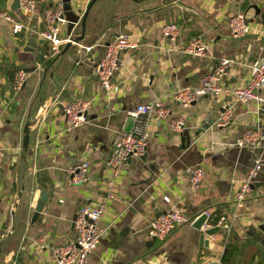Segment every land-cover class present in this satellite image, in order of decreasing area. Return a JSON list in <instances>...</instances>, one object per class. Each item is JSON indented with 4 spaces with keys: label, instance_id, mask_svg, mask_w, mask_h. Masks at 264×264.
Here are the masks:
<instances>
[{
    "label": "crops",
    "instance_id": "0c3cea01",
    "mask_svg": "<svg viewBox=\"0 0 264 264\" xmlns=\"http://www.w3.org/2000/svg\"><path fill=\"white\" fill-rule=\"evenodd\" d=\"M14 2L0 0V11L15 13L29 31L16 37L0 22V149L6 151L0 163V264H56L55 251L75 237L80 209L102 198L112 145L133 128L127 112L167 100L183 86H200L221 60L235 62L226 85L246 84L248 65L264 59V41L260 33L232 38L229 20L246 14L251 25L264 30V0H98L83 41L63 54L68 42L57 56L38 33L45 10H63V0H38L31 15L13 12ZM90 2L72 0V6L84 14ZM168 24L180 28L176 51L162 36ZM82 33L80 25L71 28L67 21L62 30L71 43ZM123 34L140 35L141 41L122 56L125 67L114 76L109 99L94 69ZM197 38L208 45L203 57L181 52ZM22 70L27 80L15 94ZM79 100L92 102L89 123L69 131L63 108ZM224 103L205 96L189 109L171 105L172 116L187 121L180 134L166 123L151 127L147 153L130 162L89 264H210L220 257L222 264H264V166L244 207L236 212L234 204L239 181L264 153V139L256 149L238 142L250 130L264 131V106L238 105L232 125L218 127ZM185 139L191 144L183 149ZM83 163L90 165L88 183L70 186V172ZM195 167L204 170L205 181L192 193L188 171ZM42 192L48 201L34 219ZM165 198L191 223L162 244L150 239L149 227L171 208ZM204 213L230 218V231L216 227L201 242L206 232L195 223Z\"/></svg>",
    "mask_w": 264,
    "mask_h": 264
},
{
    "label": "built area",
    "instance_id": "2783aa9c",
    "mask_svg": "<svg viewBox=\"0 0 264 264\" xmlns=\"http://www.w3.org/2000/svg\"><path fill=\"white\" fill-rule=\"evenodd\" d=\"M20 9L24 15H31L38 9V0H20ZM0 22H7L14 36H20L29 31V27L21 22L15 13L0 11ZM66 24L63 18L61 6L55 9H47L44 12L43 29L38 36L48 43L53 56H57L63 47L72 42L62 36V30ZM229 30L232 38L242 39L253 33H260L264 41V30L259 31L249 23L246 14H238L230 18ZM164 41L169 42L172 51L178 49L177 41L180 36V28L176 24H168L162 27ZM141 41L137 34H123L106 47L105 55L96 64L94 73L99 80L101 88L106 96L111 99L114 88L113 78L116 73L125 67L122 56L124 53L136 50ZM87 52L91 47L85 49ZM208 50L207 43L202 38L192 40L181 52L193 57H203ZM235 62L221 60L213 72L206 76L200 86H183L178 88L167 100H155L147 104H141L127 112V117L133 121L130 132L116 139L112 145V152L107 160L106 180L102 198L96 205H85L77 214L74 222L75 237L73 241L60 246L55 251L56 264H89L91 255L99 247L107 228L102 225L108 215L110 206L117 199V192L123 180L124 174L134 159H141L147 153L150 130L153 125L168 124L170 130L176 134L183 133L187 127V121L183 117H173L171 105L177 104L184 109L199 102L205 96L222 99L225 103L223 114L218 122V127L232 125L234 112L238 105H246L252 102L264 106V59L257 60L250 65L247 83L243 86H228L225 84L229 71ZM28 74L20 71L13 84V92L18 94L27 80ZM92 108V102L79 100L64 106V117L69 131L76 130L89 123L88 113ZM114 111V109H112ZM264 139V131L250 130L246 132L238 142L240 148L256 149L260 141ZM6 158V151L0 149V163ZM264 166V153L260 154L253 162L247 175L242 178L234 195L236 212L246 204L254 185L262 174ZM89 163L75 167L71 173L70 186H81L89 181ZM188 188L192 193L200 191L205 181V172L200 167L188 171ZM165 202L171 208L165 210L158 218L150 223L149 237L157 243L167 242L172 235L191 223L190 217L171 203L169 198ZM207 217L202 226L203 232H208L216 227L230 231L232 220L226 216L204 213ZM201 215V216H202ZM199 216L198 219L201 217ZM222 257L210 264H222Z\"/></svg>",
    "mask_w": 264,
    "mask_h": 264
},
{
    "label": "water",
    "instance_id": "95a60500",
    "mask_svg": "<svg viewBox=\"0 0 264 264\" xmlns=\"http://www.w3.org/2000/svg\"><path fill=\"white\" fill-rule=\"evenodd\" d=\"M97 1L98 0H91V2L88 5L87 10L83 14L82 10H77V11L74 10V8L72 6V0H63V4H64V6H63V10H64L63 18L69 23V27H71V28H74V27L80 25L82 28V32H83L80 37L73 40V43L70 42L68 44V46L62 52L63 54L66 53L71 48V46L73 44H80V42L83 41V39L85 37L86 23H87L88 16L90 14L92 7L96 4ZM20 5H21L20 0H15V2L13 3V6H12V11L13 12H19ZM258 13H260V12H258ZM19 14L22 15L23 13L19 12ZM31 47H33V46H31ZM31 51H33V50L31 48H29V46H28L26 52L31 53ZM27 131H28V128L26 130V137H27ZM182 144H183L182 148L184 149L186 146H189L191 144V141L189 139H185ZM144 157H142L141 159H144ZM47 201H48V195L45 192H42L40 195V200H39L37 207H36L34 219L38 218L39 215L43 212ZM17 207H18V205L16 206V208ZM12 215H13V221L15 224L16 212L14 211ZM75 220H76V218H75ZM206 221H207V217L205 215H202L197 220V222L195 223V228L197 230H201L202 226L206 223ZM215 231L216 230H211V231L206 232V234L203 233L201 235V242L205 241L204 239H205L206 235L212 236Z\"/></svg>",
    "mask_w": 264,
    "mask_h": 264
}]
</instances>
